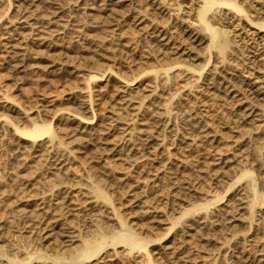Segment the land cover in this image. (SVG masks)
Listing matches in <instances>:
<instances>
[{"label":"bare ground","instance_id":"bare-ground-1","mask_svg":"<svg viewBox=\"0 0 264 264\" xmlns=\"http://www.w3.org/2000/svg\"><path fill=\"white\" fill-rule=\"evenodd\" d=\"M14 1L18 0L7 1L6 13L8 14H0V27L2 29L4 28L5 33L10 36H13V34L20 35L23 32L22 30L29 29V31L24 32H27L29 34V40L32 39L36 41L40 39L38 43L46 46L47 48L58 46L59 43L57 44V41L55 40H60V45L64 47H71L72 44H79L80 42H83L81 40L83 39V36H85V29H87V27L99 28L101 29L100 31L106 32L107 35L113 37L114 33H117H113V30L115 29L113 26H116L120 21L119 18L114 16L113 18L112 15V18H108L104 16V14H101V9H105V7L101 8L99 4L101 5L102 3L97 4L98 1L95 2V0L93 1V3H88L85 0L86 3L82 2V4L86 5L88 9H94L96 11L100 10V13L96 14V19L89 20V22L87 21V19L85 20L83 18V20L82 18H79L78 16H73L74 14H72V17L74 18L65 19L63 17L66 20H64V23L57 22V19L60 18V13H62L63 9L66 11V9L62 6L63 4H59L61 2L58 3L59 0H44L46 2V4L44 5L46 8L45 11H43V5V7H40L42 8V11L40 9L38 10L40 5L38 4L37 0H27L28 4L25 3L27 5H36L37 9L35 8V10H33L34 7L32 10H28V8L30 9V7H26L27 5H22L20 2L15 3ZM24 1L26 2V0ZM80 1H69L70 4L66 8L69 10H72V8L75 10L76 7L82 8L83 5L80 3ZM111 1H113L114 3H118L124 0ZM178 1L179 0H174V2L173 0H153L154 4L153 6H150V9L153 10L156 15L158 14V11L162 12L163 9H167L168 7L177 10L171 12L170 15L172 16H170L166 21L159 20L157 18L158 15L150 16V11L145 10L147 6H144L142 8L141 12L145 10L143 13L139 12L140 14L138 13L139 15L137 17L134 15L135 23L136 21L137 23H139L143 21V19H148V21L150 22V26L152 25L151 30H148V36L154 33L157 34V40H159L160 44L162 45L161 48L158 47L160 50L158 49L157 54L160 55V57L162 56L164 58L166 57L169 59L170 57L171 59L173 57H176V60L171 62L173 64L172 67L162 68V70L160 69L161 71L159 74V78L161 79V81L164 82L167 78L168 72L171 73L170 79L174 78V90H170L166 86H163L161 89L158 90L156 88L157 84L155 82L154 83L156 85H153L154 83L149 82L138 83L139 78H134L132 82L130 80L124 81L118 78V81H120L118 84H111V88L113 90V96L111 98L112 107L105 110V116L102 120L97 119V117H95L94 115L91 120H83L77 118L76 115L73 113L74 110H71L73 112H70L68 111L67 107H65L67 110H65V108H57L56 112H53V116H59L62 122L64 121V123H67V125L63 127V138L68 139L67 142H65V140H61L60 138L55 140H51L48 138L41 139L43 135L39 132H42L44 130L50 131L51 127L48 125H39L34 123L36 119L35 116H38L39 114L42 115L43 111H49L48 107L53 104L54 100L56 99V95L52 94L47 96L46 99H43L42 103L37 104L34 108H22L21 110L17 108L14 103L7 101V95H4V93L3 95L1 94L2 96L0 97V107L4 106L7 107V109L9 108L13 111H16L24 119L33 120L34 124L31 129L33 132L31 131V136L29 137L33 139H29L31 140V143L29 142V146H26L28 144L24 146L16 145L17 147H15L17 149L14 150L16 151L15 158L13 156L14 160L12 161L9 159L8 161L7 173L11 174L10 177L8 175V182H6L7 179H4L5 181H3V179H0V210H3V208L8 207L9 212H19V209L17 210L18 206L22 205V207H30L26 210L23 216L21 215L22 217H20L21 219L19 220V222L16 221L12 224L14 234L16 233V236L12 237L11 235V238L9 239H0L2 242L0 246L3 247L6 244L7 246L8 244H10L9 246H12L13 250L11 256L7 257V259L4 260V262L6 261L4 264L19 263L16 262L17 259L14 258V255L15 253H19L20 255L24 253V251L19 249L17 246V244L19 243L18 241L21 240H26L30 243L35 244L36 246H44L48 243H51L50 246L55 244V248H57L58 246L59 250L61 251L57 252L56 250L57 253L54 255V257L56 259H62L63 255L66 253L70 258L79 254H83L85 256V254L87 255L91 253L94 249H98L100 242L96 239L97 236L95 237V229H104L106 231L110 230L111 227L108 228L107 226H110L111 223H107L108 225H106L105 223L109 222V220H115L116 217L112 212L113 210H111L108 205L100 198L98 192L96 193L95 191H87L88 187L86 188L87 190L84 191V188L80 186L81 184L79 185L77 184V182H73V178H75L76 176L74 169H72L71 167V163L77 160L78 156L72 153L73 150L68 147V143H72L74 140H76L74 136L79 132L86 131L87 126L92 124L91 126L94 127L92 139L94 143L93 147L97 152L95 154H97L103 162L101 164H103L105 168L110 171L109 174V171L107 170V174L114 176L117 185L119 184L118 186H120V188L122 187L121 189H124L122 194H120L125 207L129 209V211L133 213L134 216L137 215L139 218L146 216V226L156 228L164 224L166 225L167 223H170L171 225L176 224V216L173 215L175 213L174 210L179 213L181 211L180 203L189 202L190 196H193V193L199 192L198 194L200 195V191L198 190L199 185L196 188V186H192V181L190 183L191 185H188L184 177L182 178V176L180 177L178 175L180 177L178 178V176L175 175L171 169H169V166L167 167L164 165L165 163L162 160L163 157L161 158L158 155L161 154V145L159 143L161 137L160 135L163 131H165V123L169 116H167L165 113V106L171 99L174 98L175 92L182 94V100L184 99V106L186 108L184 112L185 114L182 116H184L183 120L186 125V127L184 128L190 136H185V139L182 138L183 140L179 141L181 142L183 147H185L188 151H200L209 149L211 151L217 152V150H221V152L229 151V153L233 155L234 150L232 152V145L235 146V149L236 147L239 149V147L242 146L241 140H238V138L241 136L243 131L246 130L245 125L247 127L248 125H251V122L261 118V116H259V112L261 109L259 110L258 101L264 98V22L260 21L259 19L264 14V0H232L231 2L227 0H218L217 2H213V0H181L180 2ZM174 3L177 5L176 8L173 7ZM192 4H196V6L198 8L200 7L201 9L193 10V8H191L193 10L192 11L190 9ZM186 5H189V9L187 10H185L184 8V6ZM64 6L66 5L64 4ZM210 6L212 7V9L210 8L211 10L209 11V20L213 18L221 26H226L222 31L227 33L224 39L221 40V43H219V46H224L227 44L228 36H230V39L232 38L231 40L234 42L236 49H233L235 51L231 49L235 55V58H232L231 61L233 60L235 61V63L233 62V66L231 65L232 67H229L227 65V67L223 66L226 61L224 63L219 62L218 65H216L215 63L212 64V68L209 69V71L207 72L208 75H206V78L202 81V84L199 86L201 88L200 90H204L205 94L208 97L212 99H217V102H219V104L220 101L222 102L220 105L225 104L227 107H229L231 117H229L225 113L222 114L223 111L221 110L222 127H230L233 133H235L236 136L238 135L236 138H232L231 143L233 142V144H231L230 141L227 139L228 136L226 135H229L228 133H221V140L219 141L216 137L215 130L211 129V127L209 128V124L207 126V124L205 123L203 119V112L207 109V105L203 98L201 99L200 96L202 95H200L196 101L190 99L191 83L196 81L197 78H199V73L192 69V67L190 66L192 62L188 61H196L199 58L202 59L203 54L195 49V44H200L204 42L207 39V34L205 35V31H203V25L200 26L202 22L201 17L199 15H201V12L203 13V11L208 10ZM83 9H86V7H83ZM155 9L158 11H156ZM10 12L13 13L10 15ZM82 13H85V10ZM185 16L189 17L186 18ZM190 16H192V20H195L197 22L196 24L192 21L185 23L190 19ZM192 25L197 26L192 27ZM180 26L182 28H180ZM148 31L145 32L147 33ZM210 38L212 42L214 40V36ZM9 40H11L10 37L7 42H9ZM106 40L107 38L93 40L91 43L92 51L100 53V51L103 49V46L106 44ZM9 48L4 52L5 55L0 61L1 66L5 63H8L10 59L18 55L16 53H19L15 52V50L12 51ZM40 55H38V57ZM18 58L20 59V61L22 60V58ZM66 63L67 62H65V64ZM52 65L53 64H51L50 66ZM16 66H23V64L17 63ZM103 72L99 75H92L90 77L96 82H102L104 80L107 82L111 81L113 78V73L110 70H106L104 73ZM236 82L239 84H237ZM134 83H137V85L133 87ZM134 88H142L146 92L130 93L131 89ZM90 96L91 95L84 91L81 95V98H77L75 103L72 102V100H75L76 97L71 96L69 99H72L71 103L76 104L77 107L83 110H91V100H93V98L90 99ZM4 99H6V101ZM95 99H97L96 96ZM74 106L72 107V109L74 108ZM33 113L35 115H32ZM75 118L78 123H76V125L69 124V122L71 120H74ZM7 119L8 118L5 117L2 110H0V121L2 123H6ZM256 123L257 122H255V124ZM255 126L257 127L258 125L256 124ZM172 127L174 128V126ZM253 129H255V133H259L258 128ZM23 132V134H26L25 130ZM27 132V135H30L29 131ZM193 132L195 133L192 134ZM261 132L263 131L261 130L260 133ZM33 133H38L42 135L40 137L41 140L37 139L40 135H33ZM171 134L174 133L172 132ZM7 135H9V133ZM256 136L257 135H255V137ZM165 140L163 138V141ZM219 143H221L220 146ZM248 143L249 142H247V144ZM243 145H245V143ZM259 147H262L264 149V144L263 146ZM239 151L241 152H237L239 153L238 156L236 151L233 156L230 154V156L225 157L221 154L217 157L219 161L216 163H221L224 166L230 165V162L242 164L244 162L246 152L243 149ZM219 153L220 151L218 152V154ZM235 155L237 157H235ZM94 157L88 155L82 160L80 159L82 164L79 165H86L89 161L94 160ZM148 158L151 159V165L149 162H145V160ZM15 160H18V162L14 164ZM19 160H22V162ZM22 167L26 168H23L24 172H17L19 170L16 169ZM152 167L155 168V173L153 174L152 178L151 176L150 178L147 177L149 178L148 182L146 180L145 182H147V184H144L142 179L145 177L148 170H153ZM208 169L210 171L213 170V168L211 169V167ZM214 170L218 173L216 169ZM86 183L89 184L88 182ZM83 185L84 184H82V186ZM239 192V195H237L236 193V200H240L239 202L233 204L232 201V205L229 206L227 204L229 207L225 206L226 208L218 209L217 207H215L217 208L218 213H216L215 211L216 214H214L213 216L207 218L201 216L199 219L196 218L198 219L196 220V222L202 225L206 223L211 227H217L221 226V222H219V220L222 222L225 221V223L228 224V229L226 230L230 229L229 234L232 235L233 233H235L236 231L234 228L236 227L238 222L239 224L240 222H242V216L239 215V209L245 207L243 205L244 203L245 205L247 204L246 197L248 195L247 193H244L248 191ZM4 200H6L7 203L5 204L6 207L3 203ZM193 201L195 200H192V202ZM171 210L174 211L172 215ZM259 212L257 211V213ZM105 218H108L109 220L104 222ZM1 221L3 220L0 216V222ZM80 222H87L91 224L90 226H92L93 229L87 230L85 232H80L78 228L79 226L77 227V223ZM114 222H112V224ZM260 222H264L263 216L261 217ZM1 223L3 224L4 222ZM190 223L189 225L188 223H185L182 226H179V233H181L179 238H174V235L173 237H164L165 242H163L162 246L159 245L160 247L157 251V260L155 259L157 261L156 263L149 260L145 250L143 251L141 248L131 249V247L129 246L130 249H122V255L119 253L121 249H117L118 251H111L110 253L103 256L102 259L96 260L93 264H199L203 253L200 247L203 244L201 243V246H198V241L203 235L201 232V228L198 225H190ZM263 229L264 228L261 229L260 227V230L263 231L262 235H258L259 232L256 233L257 231L254 234L243 233L240 235V241L238 240L240 245L237 248L236 253H234L235 258L238 260V262H240V264H264V252L262 248V245L264 243ZM121 238L123 239L128 237L124 235L121 236ZM134 243L133 244L136 245L137 241L134 240ZM13 246H15V248ZM44 256L45 255L40 256L38 254L37 257H40V259L34 260V255L31 254L28 255L27 259L25 258V260H23V262L20 264H27L29 262H31L30 264H47L49 262L47 260L49 259L46 260Z\"/></svg>","mask_w":264,"mask_h":264},{"label":"rangeland","instance_id":"rangeland-1","mask_svg":"<svg viewBox=\"0 0 264 264\" xmlns=\"http://www.w3.org/2000/svg\"><path fill=\"white\" fill-rule=\"evenodd\" d=\"M7 1L8 0H0V14L2 13L4 15L7 12L6 11L7 10L6 9L7 8ZM37 1H38V4L40 5L38 10L40 9L42 11V8H40V7H43L46 4V2L44 0L43 1L37 0ZM69 1L70 2H73V1L79 2L80 0H65V1L59 0L58 3L61 2L59 4H63L62 6L66 9L67 13L63 9L62 13H60V15H61L60 18L57 19V22H59V23L63 22L64 23L66 21L65 19L74 18V17H72V14H74L73 16H76V17L78 16L79 18H82V19L84 18L85 20L87 19V21H89L92 19H96L97 18L96 14L100 13L99 12L100 10L96 11L94 9H88L86 5L82 4V2H85V0L80 1V3L83 5L82 8L76 7L75 10L73 8H72V10L71 9L69 10L66 8L70 4ZM93 1L94 0H89V1L86 0V2H88V3L89 2L93 3ZM180 1L181 0H179L178 2H180ZM217 1L218 0H213V2H217ZM227 1L231 2L232 0H227ZM14 2L15 3L20 2L22 5L25 3L28 4L27 0H26V2L24 0H18V1H14ZM95 2H97V4L102 3L101 5L99 4V6L101 8L105 7V9H103V8L101 9V14H104V16H106L108 18H112L114 16V17H117L120 19L118 24L116 26L115 25L113 26L115 28L113 30V33L117 32V33H114L113 37L107 35L106 32L100 31L101 29H99V28L87 27V29H85V31H86L85 36H83V39L81 40L83 42H80L79 44L78 43L72 44L71 47L70 46L64 47V46L60 45V43H61L60 40H55V41H57V44L59 43V45L47 48L46 46L38 43V41L40 39H38L36 41L32 40V39L29 40V38H30L29 34L27 32L26 33L28 35L26 33H24L25 31H29V29L22 30L23 32L20 35H17V34H16L17 36L15 34H13V36L11 35L13 37V39H12V37L10 35L5 33L4 28L2 29L0 27V30H1L0 31V61L5 55V53H4L5 50H7L9 47H10L9 48L10 50H12V51L15 50V52H19V53H16L18 55H16L14 58L10 59V61H9L10 63L8 62L2 66L0 65V97L4 93V95H7L8 99H11V100L7 99V101L14 103L17 108L22 110V108L23 109L24 108L29 109L31 107L34 108L37 104L42 103L43 99H46L47 96L52 95V94L56 95V99L54 100L53 104L48 107L49 111H43L42 115L39 114L38 116H35V118H36L34 121L35 124L48 125L51 127L50 131L44 130L42 132H39L43 136L38 134V133H33V135H36V134L40 135L37 139H40V137L42 136L41 139L48 138L51 140H55V139L60 138L61 140H63V141L65 140V142H67L68 139L63 138L64 137L63 127H65L67 125V123L66 122L64 123V121L62 122V120H60L59 116L58 117L53 116V114H54L53 112H56L57 108L67 107L68 111H70V112H73L71 110H74L73 113L76 115V117L83 119V120H89V119L91 120V118H93L94 116L97 117V119L102 120L105 116V110L112 107V99L111 98L113 96L112 95L113 90L111 88V84H118L120 82V81H118L119 79H122L124 81L130 80L132 82V80L134 78H136V79L139 78L138 83H141V82L142 83L143 82L154 83L155 82L157 85L155 83L153 85H156L157 87L156 86L155 87L158 90L161 89L163 86L168 87L170 90H174V87H175L174 86V78L170 79L171 73L168 72V75L166 78L167 81L166 80L164 81L165 83L163 81H161V79L159 78V74H160V71L162 70V68L172 67L173 64L171 62L176 60V57H173L174 59L173 58L171 59V57H170V59L166 58V57L164 58L162 56L160 57V55L157 54L158 53L157 51L159 48L162 47V45L160 44V41L157 40L158 39L156 36L157 34L154 33V34H152L153 36L152 35L148 36V33H149L148 30H151L152 25L150 26V24H149L150 22L148 21V19H143V21H141L139 23H137V21H136V23H135L134 22L135 21L134 15L137 17L140 14L139 12H141L142 8L144 6H147V8L145 10L150 11L149 12L150 16L151 15L152 16L158 15L157 18L159 20L166 21V20H168V18L170 16H172V15H170V13L177 11V10L176 9L174 10V9L168 7L167 9H163L161 12V11H158L155 9L156 11H158V14L156 15V13L150 9V6H153V4H154L153 0H124V1L118 2V3H114L111 0H95ZM150 2L152 3V5ZM173 2H174V0H173ZM27 4H25V5H27ZM64 4L66 6H64ZM30 5L26 6V7H30V9L28 8V10H32L33 7H34L33 10H35L36 5H34V6L32 4H30ZM192 5H191L190 9L191 8H193V10L201 9L200 7L198 8L196 6V4H192ZM92 6H94V5H92ZM109 6H110V8H109ZM194 6H195V8H194ZM213 6H215V5H213ZM83 7H86V9H83ZM173 7L176 8L177 5L174 3ZM184 8H185V10L189 9V5L184 6ZM210 8L212 9V7L210 6L208 8V10H205V11L202 10L203 13L201 12V15H199L201 17V22H202V24L200 26L203 25V31H205V35L207 34L206 35L207 39L204 42H202L200 44H195V49L197 51H200L203 54L202 59L199 58L196 61H190V60L188 61L187 60L188 62H192L190 65L192 67V69H194L196 72L199 73L198 74L199 78L196 79L197 82L194 81L191 83L190 99H192L193 101H196L199 98V96L202 95L200 97H201V99L203 98V100L206 102V105H207L206 106L207 109L205 110L206 112L205 111L203 112V116H204L203 119H204L205 123L207 124V126L209 124V126H208L209 128L211 127V129L215 130L216 137L219 141L221 140L220 136L222 134L228 133L229 135H226V136H228L227 139L231 143L232 138L234 139V137L236 138L238 135L236 136V134L233 133V131L230 127H222V115H221V113L223 111L222 114L225 113L229 117H231L230 112H229L230 111L229 107H227L225 104L220 105L222 103L221 101L219 104V102H217V99H212V98L208 97L205 94L204 90H200L201 88L199 86L202 84V81L206 78V75H208L207 72L209 71V69L212 68V66H211L212 64L215 63L216 65H218L219 62L224 63L226 61L223 66H225V67L229 66L230 67L231 65L233 66V64L235 63V61H233V60L231 61V59L235 58V55L233 52L235 50H233V49H236V46L234 45V42L231 40L232 38L230 39V36H228V41H227L226 45L219 46V43H221V40L224 39V37L227 33V32L222 31L226 26H221L213 18H211V20H209V11L211 10ZM242 8H243V6H242ZM45 9L46 8L44 6L43 11H45ZM84 10H85V13H82V12H84ZM144 11H142L141 13H143ZM89 12H90V14H89ZM117 12H118V14H117ZM12 13L13 12H10V15ZM6 14H8V13H6ZM82 14H84V15L86 14V15L84 16ZM111 15H112V17H111ZM188 17L189 16H187L186 18H188ZM61 18H63V19H61ZM259 20L264 22V14L261 16V18ZM190 21L195 22V24L197 23L195 20H192V16H190V19L185 23H188ZM148 26H149V28H148ZM193 26L196 27L197 25L196 26L192 25V27ZM144 27L147 30H145ZM153 27H155V26H153ZM180 28H182V27L180 26ZM145 31H148V32L146 33ZM21 35H23V36H21ZM212 36H214V40L211 42L210 37H212ZM9 37L11 40H9V42H7ZM103 38H107L106 44L103 46L104 50L102 49L100 51V53L92 51V46H91L92 41L97 40V39L98 40L103 39ZM23 39L25 42L23 41ZM192 44H194V43H192ZM82 47H84V48H82ZM20 52H22V53H20ZM40 53H41V55H40ZM38 55H40L39 56L40 58L38 57ZM65 55H67V56H65ZM18 57L22 58V60L20 61V59ZM69 61H70V63H69ZM19 62H21V63H19ZM65 62H67L68 64L67 63L65 64ZM17 63L23 64V66H16ZM51 64H53V65L50 66ZM11 66H13V67H11ZM104 70L105 71L110 70L113 73V76H112L113 78L111 81L107 82L104 80L102 82H96L90 77L92 75H99ZM171 80H172L173 84H172ZM237 84H239V83H237ZM136 85H137V83H134L133 87ZM158 85H159V87H158ZM137 90H139V91H137ZM84 91L86 93H88L89 95H91L90 96L91 98L89 97L90 99L93 98V100H91L92 101L91 102V105H92L91 110L90 109L89 110H83V109L77 107L76 104H74L75 101L77 100V98H81V95L83 94ZM132 92H135V93L143 92L144 93L146 91H144L142 88H140V89L134 88V89H131L130 93H132ZM196 93H197V95H196ZM95 94H97V95H95ZM93 95H95L97 99H95V96H93ZM71 96L76 97L75 100L69 99ZM182 98H183V96L181 93L175 92L174 98L171 99L165 106V113L167 116L168 115L169 116H168L167 121L165 123V128H164L165 131H163L160 135L161 137H160L159 143L161 145V147H160V153L161 154H158V155L161 158L163 157L162 160L165 163L164 165L167 167L169 166L170 167L169 169H171L175 175H177V176L179 175L180 177L182 176V178L184 177L185 180L187 181L188 185L192 184V186L193 187L196 186V188L199 185V187H201L202 189L198 187V190L200 191V195L198 194L199 192L193 193V196L192 195L190 196L189 202H181L180 203L181 211L179 213H177L176 210H174L175 213L173 214L174 211L171 210V215L173 214L174 216H176V222H177L176 224L171 225L170 223H167L166 225L164 224V225L158 226L156 228L155 227H152V228L147 227L146 226L147 225V221H146L147 219H145L146 216L139 218L136 215L137 216L136 217V216H134L133 213H131L129 211V209H127L125 207V205L122 201V197H121V194H122L124 189H121L122 187L120 188V186H118L119 184L117 185V182L114 179V176L107 174V172L109 170L107 168H105V166L103 164H101L103 162L101 161L99 156L97 154H95L97 152H96L95 148L93 147L94 143H93V139H92L94 127H92L91 126L92 124H91V125L87 126L86 131L79 132L74 136L76 140H74L72 143H68V147L73 150L72 153L74 155L78 156L77 160H75L73 163H71V167H72V169H74L75 176H76V177L74 176L75 178H73V182H77V184H79V185L81 184L80 186L82 188H84L83 189L84 191L88 189L87 191H95L96 193L98 192V194L100 195V198L108 205V207L111 210H113L112 212L114 213V215L116 217L115 220L111 221L108 218L104 219V222L109 220V222H106L105 224L108 225L111 223L110 226L108 225L107 227L108 228L111 227L112 229L110 228L109 231H106L104 229L103 230L95 229V231H94L95 237L97 236L96 239L100 242L99 246H98L99 248L97 247L98 249H94L92 251L93 253L91 252L87 255L85 254V256L83 254H81V255L79 254V255H76V256H73L70 258L66 253L63 255L62 259H56L54 257V255L58 251H61V250H59L58 246H57V248H55L56 247L55 244H53L55 246H53V245L50 246L51 243L50 244L48 243L49 245L45 244L44 246L43 245L36 246L35 244L30 243L26 240L18 241L19 242L17 244L18 248L21 249L22 251H24V253H26V254L23 253L24 255L23 254L20 255L19 253L18 254L15 253V255H14L15 257L14 256L13 257L17 259L16 262L17 263L19 262L18 264L22 263L23 260H25V258L27 259V256L31 255V254L34 255V260H38V259H40V257H37L39 254L40 256L45 255L44 257L46 258V260L49 259L47 261L51 262V263L48 262L49 264H53V263L54 264H70V262H71V264H93L96 260L102 259L103 256L110 253L111 251H118L117 249H121V251L119 250L120 251L119 253L122 255V251H123L122 249H127V248L130 249V247H131V249L141 248L143 251L145 250V252L148 255L149 260L156 263L157 262L156 261L157 260V258H156L157 257V251L159 250V247L163 245V242H165L164 237H173V235H174V238H176V239L179 238V236L181 234V233H179L180 232L179 226H182L185 223L186 224L188 223V225H189V223L191 222L190 225L191 224L195 225V226L198 225L201 228V232L203 235L200 238V240L198 241V246L199 245L201 246V243L203 244L200 247V249L203 251L202 258H201L202 263L200 261L199 264H240V262H238V260L234 256L235 255L234 253H236V250L240 245V243H239L240 235L243 233L254 234L256 231H257L256 233L259 232L258 235H262L263 231L260 230V227H261V229L264 228V222L263 223L260 222L261 217L262 216L264 217V211H263L264 210V181H263L264 180V178H263L264 177V168H262V167H264V149L262 147H259V146H263V144H264V138H263L264 137V135H263V133H264V125H263L264 124V98L258 101L259 110L261 109L260 112L259 111L258 112H259V116H261V118L259 117L260 119L251 122V125L247 124L248 125L247 127L245 125L246 130L243 131L241 136L238 138V140H241L242 146L239 147V149L237 147L235 149V146L232 145V152L234 150V152H233L234 154H235V151H236V153L241 152V151H239L241 149H243L246 152L247 156L245 154L244 162L242 164H237L236 162H230L229 163L230 165H227V166H224L223 164L216 163V162L219 161L217 157L220 156L221 154H222V156H225V157L230 156L231 153H229V151H227V152L222 151L221 152V150H217V152H214V151H211L209 149H206L207 151L206 150H200L201 152L197 151V150H189L188 151L185 147H183V145L179 141V140H183L182 138L189 135L187 133L186 129L184 128V127H186V125H185L184 120H183L184 116H182V115L185 114L184 112H185L186 108L184 106V99L182 100ZM4 100L6 101V99H4ZM71 100L74 103H71ZM261 104H263V105H261ZM73 106H74V108L72 109ZM3 107L4 106L0 107L1 108L0 110H2L3 114L8 119H7L6 123H2L0 121V136H1L0 137V179H3V181H5L7 178H9L11 176V174L7 173V171H8L7 165H8L9 159L13 161L15 158L16 151H14V150L17 149L16 145H18V146L23 145L24 146V145L28 144L26 146H29V144L31 143V140L33 139V138L31 139L29 137L31 136V131H32L31 129H32L34 124H33V120H26L23 117H21L20 114H18L16 111H13L9 108L7 109V107H4V108ZM67 109L65 108V110H67ZM226 109L228 112L226 111ZM75 111H76V113H75ZM32 115H35V114L33 113ZM255 122H257L256 123L258 125L257 127L255 126L256 125ZM76 123H78L76 118L69 122V124H71V125H76ZM5 125H6L7 130L5 129ZM172 126H174V128ZM59 127H61V128H59ZM252 127L258 128L259 133H255V131H254L255 129H253ZM4 130H6V131H4ZM24 130L26 131L25 132L26 134H23ZM168 130H170V131H168ZM250 130L252 131V133ZM261 130L263 132L260 133ZM27 131H29L30 135H27L28 134ZM221 131H223V132H221ZM172 132L174 134H171ZM8 133H9V135H7ZM194 133L195 132H193L192 134H194ZM230 135H232V136H230ZM252 135L254 137H255V135H257V136L254 138ZM12 136H13V138H12ZM166 137H168V138H166ZM175 137H177V138H175ZM163 138H164V140L165 139L166 140L163 141ZM17 139H18V141H17ZM29 139H31V140H29ZM246 139H247V141H246ZM247 142H249V143L247 144ZM81 143H84V144H81ZM244 143H245V145H243ZM260 143H263V144H260ZM231 144H233V142ZM178 145H180V146H178ZM220 145H221V143H219V146ZM245 149H247V150H245ZM219 151H220V153L218 154ZM238 154L239 153H237V156H238ZM88 155L93 156V157L95 156L94 157L95 161L91 160L86 165H79V164H82L80 159L82 160L84 157H87ZM13 156H14V158H13ZM237 156L235 155V157H237ZM79 157H81V158H79ZM150 160L151 159L148 158L145 160V162L147 161L150 163L151 162ZM19 161L22 162V160H19ZM16 162H18V160H15L14 164ZM205 163H206L207 167H206ZM151 164L152 163H150V165ZM210 167H211V169L213 168V170H211L213 172H211L208 169ZM23 168L26 169L25 167H22V168H18L16 170H19L17 172L22 173V172H24ZM155 168H156V163H155ZM155 168H153V170L152 169L148 170L147 174L145 175L146 178L144 177L142 179L144 184H147L150 176H151V178L153 177V174L155 173ZM214 169H216L219 174L217 172H215ZM175 170L177 171V173ZM100 171H102V172H100ZM261 173H263V174H261ZM109 174H110V171H109ZM8 175H9V177H8ZM216 175H218V176H216ZM179 176H178V178H180ZM1 177H3V178H1ZM147 177H149V178H147ZM218 177L221 179H219ZM146 180H147V182H145ZM191 181L193 183H191ZM6 182H8V179ZM86 182H88L89 184H87ZM82 184H84L85 186L83 185L84 186L83 187ZM86 184H87V186H86ZM238 186H239V188H238ZM244 189H246V190H244ZM239 191H241V192L248 191V192H244V193H247L248 195L246 194L247 195V197H246L247 198L246 199L247 204L245 205V203H244L243 205L245 207L242 209H239V215H241L243 218L241 217V219H242V222H240L241 225L238 222V224H237L238 227L236 225V227L234 228L236 231L235 233H233L232 235L229 234L230 229L226 230V229H228L227 228L228 224H226L225 221L222 222L219 220V222H221V226H217V227H211L206 223H204L202 225V224H198V222H196V220H198L201 216L204 218H207V217L213 216L214 214L218 213L217 208L219 209V208H226V207L231 206L232 201H233V204L236 202H239L240 200H236V198H237L236 193H237V195H239L238 194V193H240ZM206 193H207V195H206ZM145 200H146V198H145ZM192 200H195V201L192 202ZM4 201H3L4 205L7 204L6 200H4ZM5 207H6V205H5ZM24 207H25V209H24ZM215 207H217V208H215ZM29 208L30 207H27V206L22 207V205H21V206L17 207V210L19 209V212H17V211H14V212L10 211L9 212L8 207L3 208V210H0V216H1V219L3 220L1 222H4L3 224L0 222V236L2 235L0 237L1 240L6 239V238L9 239V238H11V235H12V237L16 236V233L14 234L12 224L15 223L16 221L19 222V220L21 219L20 217H22L24 215V213L26 212V210ZM5 209H6V211H5ZM211 210H213V211H211ZM259 210H260V212H259ZM215 211H216V213H215ZM257 211L259 213H257ZM2 212H3V217H2ZM212 212H214V213H212ZM4 213H6V214H4ZM18 213H19V215H18ZM12 214H13V216H12ZM244 217H246V218H244ZM14 218H16V219H14ZM196 218H198V219H196ZM112 222H114V223L112 224ZM180 222H181V224H180ZM244 223H246V224H244ZM258 223H259V225H258ZM1 224L3 227L1 226ZM224 224L226 227L224 226ZM90 225L91 224H89L87 222L77 223V227L79 226L78 228H79L80 232L92 230L93 227ZM173 225H176V226H173ZM239 227H240V229H239ZM252 229H253V231H252ZM260 232H261V234H260ZM123 234L128 238L122 239L121 236H124ZM177 235H178V237H177ZM1 240H0V244L2 243ZM134 240L137 241L136 245H134L135 244ZM9 245L10 244H8V246H7V244L4 245L3 247L0 246V256H1V259L3 258L2 260L0 259V264L1 263L4 264L6 262V261L4 262V260L7 259V257L11 256V254L13 252L12 246H9ZM45 246H47V247H45ZM125 246H127V247H125ZM9 247H11V248H9ZM13 247L15 248V246H13ZM49 248L51 249V251ZM262 248H263V252H264V243L262 245ZM56 250H57V252H56ZM36 257H37V259H36ZM30 263L31 262H29L27 264H30ZM35 263H37V262H35Z\"/></svg>","mask_w":264,"mask_h":264}]
</instances>
